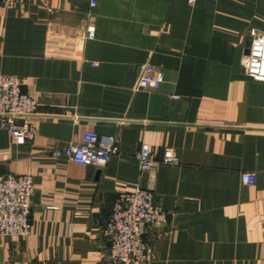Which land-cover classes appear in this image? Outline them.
<instances>
[{
    "label": "crops",
    "instance_id": "obj_1",
    "mask_svg": "<svg viewBox=\"0 0 264 264\" xmlns=\"http://www.w3.org/2000/svg\"><path fill=\"white\" fill-rule=\"evenodd\" d=\"M91 1L0 3V74L22 78L40 105L15 118L37 129L25 145L0 122V175L35 185L31 234L0 236V264H118L103 228L138 187L170 214L146 232L143 264H264V83L242 66L264 0ZM147 64L164 82L137 91ZM88 131L115 138L106 167L53 155ZM143 143L158 159L172 148L180 165L142 172Z\"/></svg>",
    "mask_w": 264,
    "mask_h": 264
},
{
    "label": "built area",
    "instance_id": "obj_2",
    "mask_svg": "<svg viewBox=\"0 0 264 264\" xmlns=\"http://www.w3.org/2000/svg\"><path fill=\"white\" fill-rule=\"evenodd\" d=\"M195 1L190 0L192 4ZM16 2L17 0H0L2 6L7 9L14 8ZM95 5L96 1L92 0L91 6ZM92 24L91 19L86 28V39L94 38ZM249 41V51L242 60L243 69L253 81L264 83V32L251 28ZM164 79L165 75L161 69L147 64L139 73L135 89H158ZM23 87L22 78L0 74L1 128L6 131L15 146L25 145L37 135L35 126L15 122L18 116L34 115L40 106L37 100L24 92ZM118 151L114 137L88 131L83 135L81 143H68L55 149L53 155L80 165L104 168ZM137 160L142 172L154 171L160 165H180V159L172 148H165L158 159L147 143L141 145ZM241 181L244 185L253 186L256 176L254 173H244ZM34 195L35 185L31 175H0V236L24 239L31 234ZM169 216L150 189L138 187L123 194L114 205L102 232L109 243L111 261L118 264L145 263L149 257L146 232L165 226Z\"/></svg>",
    "mask_w": 264,
    "mask_h": 264
},
{
    "label": "water",
    "instance_id": "obj_3",
    "mask_svg": "<svg viewBox=\"0 0 264 264\" xmlns=\"http://www.w3.org/2000/svg\"><path fill=\"white\" fill-rule=\"evenodd\" d=\"M250 44H251V43H250V41H249V42L247 43V45H246V53H248V51H249L248 48H249Z\"/></svg>",
    "mask_w": 264,
    "mask_h": 264
}]
</instances>
